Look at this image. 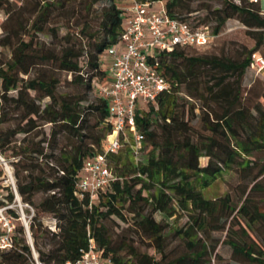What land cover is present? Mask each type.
Returning a JSON list of instances; mask_svg holds the SVG:
<instances>
[{
	"label": "trees",
	"instance_id": "obj_1",
	"mask_svg": "<svg viewBox=\"0 0 264 264\" xmlns=\"http://www.w3.org/2000/svg\"><path fill=\"white\" fill-rule=\"evenodd\" d=\"M163 1L168 16L192 27L214 20L212 35L235 18L254 45L238 58L188 54L197 48L173 46L152 59L169 88L136 116L143 157L136 161L127 145L108 153L113 179L89 207L87 196L74 194L76 174L110 131L107 100L90 94L94 79L106 73L100 56L118 41L125 11L115 0H39L25 33L9 22V1L0 0L6 14L0 47L9 49L8 58H0V151L10 150L20 201L33 207L28 229L40 264L74 262L89 238L112 264H212L218 256L213 231H225L231 259L264 264V233L262 244L247 239L256 225L264 228V208L254 199L264 193V86H243L251 53L262 55L264 14L249 0H221L204 18L191 20L194 9L183 0ZM58 17L62 23L49 25ZM37 32L50 41L34 37ZM62 71L71 75L63 89L57 75ZM11 90L16 94L9 95ZM10 109L18 122L1 127ZM45 123L51 125L49 137L35 141L31 132ZM17 134L24 137L18 140ZM233 167L247 179L237 187L238 203L229 193L205 198L201 190ZM5 196L11 201V193ZM7 214L13 217L12 244L0 249V264H33L24 226L15 223L17 212ZM127 215L158 259L119 239L106 223L112 217L128 221ZM180 216L187 217L182 226H169L167 219ZM168 233L183 247L169 258Z\"/></svg>",
	"mask_w": 264,
	"mask_h": 264
},
{
	"label": "built area",
	"instance_id": "obj_2",
	"mask_svg": "<svg viewBox=\"0 0 264 264\" xmlns=\"http://www.w3.org/2000/svg\"><path fill=\"white\" fill-rule=\"evenodd\" d=\"M123 8L125 19L118 41L101 54V66L109 73L107 83L97 85L98 95L108 103V122L110 131L100 142V151L87 157L76 174L74 194L87 196L89 207L104 193L113 179L107 162V154L129 146L132 157L137 161L142 153L143 135L137 128L136 116L139 112L138 101L155 105L157 96L168 90L166 78L153 66L152 59L173 46L204 47L213 39L208 25L192 27L185 21L168 16L164 1L141 2L125 0ZM258 3L260 14H264V0H249ZM249 66L255 72L264 69V56L257 52L250 55ZM12 194L8 201L5 194ZM20 201L13 166L0 151V249L12 244L14 229L13 217L7 214L13 209L21 215L27 240L31 248L33 264H40L28 229L29 217L24 215ZM31 213L33 209L30 207ZM215 264L214 257L211 259ZM65 264H112L96 247L92 238L88 246L74 262Z\"/></svg>",
	"mask_w": 264,
	"mask_h": 264
},
{
	"label": "rangeland",
	"instance_id": "obj_3",
	"mask_svg": "<svg viewBox=\"0 0 264 264\" xmlns=\"http://www.w3.org/2000/svg\"><path fill=\"white\" fill-rule=\"evenodd\" d=\"M9 4L7 7L10 10L11 19H9V22H13L20 26L21 31H24L25 33L28 31V25L31 23V20L35 16V11L38 9L39 6V0H8ZM117 6L121 9L125 7L127 2L125 0H115ZM184 5H188L190 9H194L192 12H190V19H202L206 16L208 13V9H213L220 7L221 0H183ZM183 15H187V13H183ZM6 18V14L0 10V22L3 21ZM55 22H50L49 25L54 24H60L63 21L60 17L55 19ZM59 22V23H57ZM65 23V22H64ZM214 20H209L206 24L211 28L214 25ZM66 28L64 26H60V33L65 32ZM0 35H4V32L0 28ZM37 39L43 40L45 42L50 41V37L46 36L40 32H37L34 34ZM26 38V37H25ZM254 45V40L249 36V34L246 33V27L237 19L230 18L228 19L223 27L221 28V31L218 34H213V39L210 41L209 44H207L204 47H199L195 50H187L186 52L188 54H194V55H206V56H225L230 58H238L242 57L246 51L251 49ZM259 52L264 55V43L263 45L258 49ZM9 56V49L8 48H2L0 47V58L6 59ZM58 77L61 80L62 89L66 86L65 80H69L71 78V75L67 72H57ZM262 75H257L256 72L251 69L247 68L244 78H243V86L247 89L251 85L256 84L257 87L264 86V69L262 70ZM101 78L94 79V91L90 94V98L95 97L98 95L97 93V84L100 82ZM9 95H15L16 91L11 90L8 92ZM48 99H45L47 101ZM139 104V112L147 109L148 105L144 101H138ZM2 111V110H1ZM8 112V110H7ZM198 113V110L196 111ZM17 113L15 111H12L11 109L7 113V116L9 117L8 121L1 124V127L4 128H13L15 127L16 123L18 122V116H16ZM193 124H196V120H194ZM51 125L50 123H45L38 127V129H35L31 132L30 136L34 137L33 139L39 140L42 138H48L50 133ZM17 139L20 140L22 137H24V134H17ZM4 157H6L8 160L11 161L13 157L11 156L10 150L1 151ZM143 157V155H141ZM207 161V157L202 156L199 158V163L201 165L205 164ZM247 182L246 180H243L240 178L238 174V170L233 167L232 169L225 170L222 172L220 176H218L211 184H209L207 187L203 188L201 190L202 195L205 198H215L218 196H221L225 193H229L232 195L233 200L235 203H238L239 200V191L237 187L240 185V183ZM264 184V183H263ZM39 196H37L36 199H38ZM255 201L261 206V208H264V193L263 192H257L254 194ZM24 215L28 217L31 214V209L33 207L29 204L22 203ZM18 217L15 221L17 224H22V218L21 215L18 213ZM156 219H161L162 215L160 213L154 214ZM128 221H122L121 219L117 217H112L109 220H106L107 225L114 231V233L118 234V238L122 241L126 242L129 245H132L136 247L139 251H146L148 253H151L155 256V258H159L160 255L154 251L153 246L151 245V241L141 235L134 226L131 225L130 215H127ZM187 220L186 216H180L178 218H169L166 221H168L169 226H182ZM236 228V226L234 227ZM255 231H249V237L247 238L250 240V238L254 241H256L259 244L261 243L260 237L264 233V228L261 226L256 225ZM212 237L214 239L218 240L217 247L215 249V252L220 257L218 259V256L215 257V263H222V264H249V262H240L235 261L231 259V247L227 243L228 238L225 237V231H213L211 233ZM183 249L180 243L179 237L168 233V236L166 238V248L165 252L167 253V257H172L173 255H176L179 253V251ZM162 263V262H161Z\"/></svg>",
	"mask_w": 264,
	"mask_h": 264
},
{
	"label": "crops",
	"instance_id": "obj_4",
	"mask_svg": "<svg viewBox=\"0 0 264 264\" xmlns=\"http://www.w3.org/2000/svg\"><path fill=\"white\" fill-rule=\"evenodd\" d=\"M105 71H106L105 75L103 77H101L100 82H98L97 85L107 83L109 81V73L106 69H105Z\"/></svg>",
	"mask_w": 264,
	"mask_h": 264
}]
</instances>
